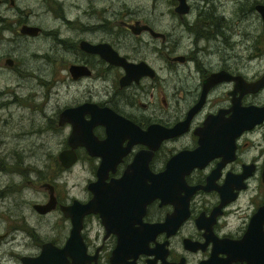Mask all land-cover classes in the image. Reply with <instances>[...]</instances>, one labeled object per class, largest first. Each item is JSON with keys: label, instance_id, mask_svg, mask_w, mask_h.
Listing matches in <instances>:
<instances>
[{"label": "flooded vegetation", "instance_id": "af4514ba", "mask_svg": "<svg viewBox=\"0 0 264 264\" xmlns=\"http://www.w3.org/2000/svg\"><path fill=\"white\" fill-rule=\"evenodd\" d=\"M95 1L0 0V83L6 82L0 89L13 88L11 96L23 109L15 106L12 114H26L28 107L15 99L22 80L8 71L27 49L33 65L44 64L46 71L65 74L73 83L105 81L102 98L87 97L59 112L83 104L107 108L106 125L86 110L82 118L93 123L94 137L103 140L108 131L118 145L109 149L102 168L100 156L77 145L64 167L57 156L67 148L71 124H59L58 112L57 125L68 126L56 154L58 170L53 175L34 170L36 179L25 180L26 188L20 186L17 193L12 189L18 183L0 186V201L20 200L14 210L22 216V224L0 233V240L14 228L35 231L21 212L54 214L60 217V234L22 256L38 255L43 243L62 248L71 227L64 207L75 202L68 212L77 217L80 205L89 202L91 210L80 218L83 257L78 263L67 256L66 263L52 264L264 263V46L245 57L211 52L202 58L207 46L197 41L210 37L190 23L188 0L183 13L175 10L176 0H163L164 9L153 3L139 9L127 0L114 6ZM212 5L205 2L212 13L203 12L204 25L214 27L218 41L225 16ZM177 22L180 33L162 29ZM260 25L264 40L261 19ZM184 33L189 47L180 43ZM92 45L100 54L88 49ZM106 54L112 59L103 58ZM260 80L259 86H247ZM164 129L174 134L160 139ZM73 169L83 172L82 196L63 195L57 183L61 173ZM32 183L42 199L18 194ZM50 197V209L39 210Z\"/></svg>", "mask_w": 264, "mask_h": 264}, {"label": "rangeland", "instance_id": "374dc122", "mask_svg": "<svg viewBox=\"0 0 264 264\" xmlns=\"http://www.w3.org/2000/svg\"><path fill=\"white\" fill-rule=\"evenodd\" d=\"M206 1L207 0H188L191 5V13L189 16L190 23H195L194 26L196 28L202 26L207 30L208 37H210L209 40L200 39L197 41V46H207V52L200 54L202 58L206 57V53L211 52H215L217 55L225 52L239 53L240 57H245L246 52L256 50L255 46H258L259 48L264 46L260 17L253 9V5L258 3L264 4V0H208L210 4H213L210 6L211 9H215L218 16L221 13L225 16L224 19H220L219 25L224 34L223 38H219L218 41L213 38L214 27L204 25L207 16L203 15V12L207 11L209 15L212 13L210 10L204 9ZM96 2L105 3L106 5L108 4L111 6L118 4V1L116 0H96L95 3ZM127 3L137 4L139 5V9H150L149 5L152 3L157 9L165 8V2L163 0H127ZM167 19L170 20L171 17L169 16ZM178 25H171L170 23L162 29H176L177 32L180 33L182 30L179 23ZM189 40L191 41L190 38L186 39V34L184 33L180 38V43L181 45H184V43L187 42L186 46L189 47ZM124 41L128 40L125 39ZM169 42L170 41H167V43ZM48 43L50 44L51 42L48 41ZM29 53H31V51H28L27 49H25L24 53L23 51H20V53L17 54L21 55V57L16 60L17 65L13 69H8V71L12 72L11 74H14L17 79L23 78L22 75L26 70L28 73H35L36 78H42H37L35 80L36 82L34 81L35 83L31 82L32 84L30 82L27 84L22 83L19 86L18 91H16L18 97L15 98H19V100L26 102L28 107L25 109H28L29 112L34 111V109L35 111L41 109L42 114L34 117L23 113L15 115L13 113L11 117L15 124L11 127L15 130L11 127H9L10 129L0 128V136L4 138V141H0V154H3V157L1 156L2 158H0V165L4 166L5 162L9 165L6 170L12 169L10 171H16L10 174V171L8 172L6 170L0 172V186H2L3 190L10 182L18 183L14 185V192L16 193L20 190V186L26 188L25 180L28 179L34 181L36 179L37 176L35 175L34 170H37V172L41 170L44 173L46 172L47 175H53L57 172L58 169L55 164L56 154L62 147L68 129L67 125H57L56 120L59 109H62L64 106L73 105L87 97L93 99L102 98V89L104 85H106L105 81L101 82L98 79L93 78L84 80L80 83H73L65 74H52L51 72L46 71L44 64H42V67L33 65V61L35 60L28 59ZM207 56L211 57V55ZM43 61L47 63L46 60ZM0 77L2 76L0 75ZM5 83V81H2L0 87ZM32 91L39 93L36 97H33ZM26 95V98H22ZM32 100L38 105H33ZM28 118L32 119V122H28ZM35 123L37 125H35ZM33 126H36V128ZM22 127L25 128L22 129L20 135L18 134L19 136H15V132ZM41 127H43V129H41ZM26 156L28 158H26ZM83 178L82 171L77 172L73 169L61 173V176L57 179V183L63 191V195H67L68 197L82 196L84 190L81 185V180ZM18 194H21L20 197L23 199H42V193L36 190L34 183L31 184L30 188L28 187L27 189H24L22 193ZM8 197L0 201V233L7 232V229H12L19 224H22L21 214L15 213L16 210H14L16 203H13L14 200ZM21 213H23L28 222L34 226L35 231L26 227H24L25 230H16L14 228V233L10 232V234L1 239L0 262L2 264H20L19 256L35 253L38 250V244L45 239L51 237L55 238L56 234H60L59 228L61 222L58 215L50 214L47 217H39L33 214L30 215L27 212Z\"/></svg>", "mask_w": 264, "mask_h": 264}, {"label": "water", "instance_id": "95a60500", "mask_svg": "<svg viewBox=\"0 0 264 264\" xmlns=\"http://www.w3.org/2000/svg\"><path fill=\"white\" fill-rule=\"evenodd\" d=\"M177 5L175 10L177 13H183L186 11V1L185 0H176ZM255 11L259 14L261 22H262V28L264 31V4H255L254 5ZM144 28V27H141ZM88 49L91 51L97 52L100 54L99 46L98 45H92ZM108 55H111L114 59V54L108 53ZM108 55H103L105 59L111 60V57H108ZM80 69V68H74ZM76 76V75H73ZM128 78V77H127ZM123 78L120 80V84H122ZM261 80L257 84H248V87L251 86H259L261 83ZM84 110L89 111V113L92 116H99L102 117L101 124L106 125V114L110 111L107 108H96L92 104H83L80 106L72 107V108H65L58 114V123L60 124L62 121H69L71 124V131L66 139L67 148L58 154V159L61 161V164L64 167H68L72 160H73V149L77 146H83L86 152L89 155H96L101 157L100 162V168L104 166V158L107 156V152L109 149H113L118 147L116 142V135L110 134L108 131H106L107 135L103 140H98L96 137H94L90 132V127L93 124L90 121H84L82 118V114ZM115 115V114H114ZM117 119H120L119 116L115 115ZM161 138L164 137H170L174 133L172 132V129H164L161 132ZM135 136V135H134ZM135 142V140H133ZM157 142V141H156ZM116 143V144H115ZM157 144V143H156ZM63 156V157H62ZM66 160L65 162H63ZM171 161L169 160L167 162V165H169ZM262 180L264 183V175L262 176ZM51 199L48 200L47 205L41 206L39 210L44 211L46 209H50L51 207ZM76 204L73 202L70 206L64 207L63 211L65 216H68L70 218L71 227L69 230V235L65 241V244L62 248H57L53 246L50 243H43L40 247L38 255L34 257H28V256H22L20 257L21 264H52V263H66V257L69 256L72 258L71 263H78V260H80L84 255V249L83 245L81 244L80 236H79V229L81 224V215L85 212H88L91 210L89 202L86 204L80 205V215L77 217H74L71 212H68V210L72 211L73 205ZM76 245V246H74ZM264 245V242L262 243ZM78 246V247H77ZM78 248V250H77ZM80 255V256H79ZM79 256V257H78ZM79 258V259H78ZM262 259H264V254H262ZM253 264H264V263H253Z\"/></svg>", "mask_w": 264, "mask_h": 264}, {"label": "bare ground", "instance_id": "6f19581e", "mask_svg": "<svg viewBox=\"0 0 264 264\" xmlns=\"http://www.w3.org/2000/svg\"><path fill=\"white\" fill-rule=\"evenodd\" d=\"M9 74H11V73H9ZM11 75H13V76H15L14 74H11ZM21 80H22V82L23 83H28V82H33V83H35L36 81V75L35 74H33V73H28V71H26L24 74H23V78H20ZM35 81V82H34ZM13 82H16V83H18L19 81H13ZM12 82V83H13ZM32 84V83H31ZM12 89L13 88H1L0 89V91H1V95H0V128H3V129H10L9 127H11L13 124H15V123H13V120H12V117H11V115H12V109H13V107H15V106H17V108L18 109H20L21 111L23 110L22 109V107H20L22 104H20L19 102H15L14 101V99H13V97L11 96V94H12ZM39 93V92H38ZM38 93L37 92H34L33 91V96L34 97H36L37 95H38ZM10 95V96H9ZM40 96V95H39ZM52 98V97H51ZM53 99V98H52ZM38 100V99H37ZM50 101V100H49ZM38 102V101H37ZM51 102V101H50ZM33 104L34 105H38L36 102H34V100H33ZM36 108V107H35ZM28 110V109H27ZM26 109H25V112H26V114L25 115H30V116H34V117H36V116H40L41 114H42V112L40 111V110H38V111H35V109H34V111H30L29 112V110L27 111ZM26 117V116H25ZM27 118V117H26ZM29 119V121L28 122H32V119H30V118H28ZM27 120V119H26ZM16 122V121H15ZM26 122V121H25ZM37 123V122H36ZM26 124V123H25ZM37 125V124H36ZM27 126V125H26ZM16 127V126H15ZM12 128V127H11ZM25 127H22L20 130H18V131H16L15 133H16V135L15 136H19L20 135V132H22V129H24ZM28 128V127H27ZM36 128V127H35ZM13 130H15L14 128H12ZM41 129H43V127H41ZM10 131V130H9ZM29 131V130H28ZM27 131V132H28ZM26 132V133H27ZM42 132V131H41ZM33 133V132H32ZM49 133V132H48ZM3 134V133H2ZM5 134V133H4ZM11 134V133H10ZM19 134V135H18ZM25 134V133H24ZM42 134V133H41ZM52 134V133H51ZM9 135V134H8ZM12 135V134H11ZM23 135V134H22ZM5 136V135H4ZM6 137V136H5ZM31 137V136H30ZM16 138V137H15ZM18 138V137H17ZM34 138V137H33ZM41 138V137H40ZM4 138H2L1 136H0V141H4L3 140ZM34 140V139H33ZM60 140V139H59ZM54 143V142H53ZM5 148H6V146H5ZM55 148V147H54ZM2 149V148H1ZM7 149V148H6ZM6 151V150H5ZM32 151V150H31ZM9 152V151H8ZM7 153V152H6ZM12 153V152H11ZM3 154L1 153L0 154V158H2L3 156H2ZM2 156V157H1ZM5 156V155H4ZM25 156V155H24ZM28 156V155H27ZM26 156V158H28ZM9 157V156H8ZM10 160V159H9ZM4 162V161H3ZM9 165L7 164V163H5L4 162V166H1L0 165V172H2V171H5L6 170V168L8 167ZM10 169H7L6 171H9ZM6 174V173H5ZM4 174V175H5ZM10 174V173H9ZM2 175V174H1ZM13 175H15V174H13ZM5 176H7V175H5ZM5 178V177H4ZM4 183V182H3ZM2 183V184H3ZM5 186V185H4ZM12 190H14V188L12 189ZM12 190H10V191H12ZM10 191H9V193H10ZM6 193H8V192H6ZM20 202V200H14V203H19ZM25 204V203H24ZM4 255V254H3ZM8 255H9V253H8Z\"/></svg>", "mask_w": 264, "mask_h": 264}]
</instances>
